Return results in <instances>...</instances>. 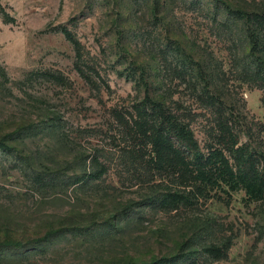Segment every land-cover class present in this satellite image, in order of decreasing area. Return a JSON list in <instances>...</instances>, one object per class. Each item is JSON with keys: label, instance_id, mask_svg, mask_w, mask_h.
I'll list each match as a JSON object with an SVG mask.
<instances>
[{"label": "rangeland", "instance_id": "1", "mask_svg": "<svg viewBox=\"0 0 264 264\" xmlns=\"http://www.w3.org/2000/svg\"><path fill=\"white\" fill-rule=\"evenodd\" d=\"M168 113L264 170V0H0V226L55 230L0 264H264V196Z\"/></svg>", "mask_w": 264, "mask_h": 264}, {"label": "trees", "instance_id": "2", "mask_svg": "<svg viewBox=\"0 0 264 264\" xmlns=\"http://www.w3.org/2000/svg\"><path fill=\"white\" fill-rule=\"evenodd\" d=\"M146 97L147 102L153 105L155 104L148 93H146ZM157 130L165 131L174 141L183 146L184 149L194 157L196 162H199L198 164L217 163L223 171L220 180L228 184L230 188L236 189L243 186L246 190H251L255 192V194L264 196V170L259 168L257 158L252 153L248 152L243 145H238L234 149L233 160L235 167H233L221 151H211L207 155H204L200 151V145L193 130L180 123L171 113L165 114L160 120L157 125ZM167 198L168 201L174 205L187 204L190 200L188 194L183 192H174L171 196H166L164 199L167 200ZM13 232L14 231H11L10 227L6 225L0 226V246L18 247L29 243L33 244L49 238L53 235L55 230L53 227H50L45 230L42 237L36 236V238L28 234L25 237H18ZM154 262H156V260L140 264H151Z\"/></svg>", "mask_w": 264, "mask_h": 264}]
</instances>
